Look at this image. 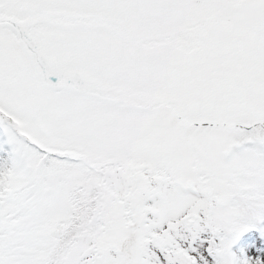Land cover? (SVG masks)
Segmentation results:
<instances>
[{
    "label": "snow or ice",
    "instance_id": "6c2138e0",
    "mask_svg": "<svg viewBox=\"0 0 264 264\" xmlns=\"http://www.w3.org/2000/svg\"><path fill=\"white\" fill-rule=\"evenodd\" d=\"M0 264H264V0H0Z\"/></svg>",
    "mask_w": 264,
    "mask_h": 264
}]
</instances>
